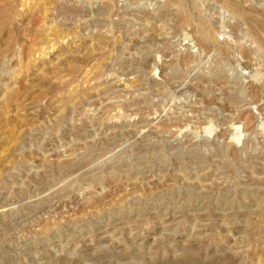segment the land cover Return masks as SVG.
I'll return each mask as SVG.
<instances>
[{
	"label": "rangeland",
	"instance_id": "1",
	"mask_svg": "<svg viewBox=\"0 0 264 264\" xmlns=\"http://www.w3.org/2000/svg\"><path fill=\"white\" fill-rule=\"evenodd\" d=\"M254 22L264 0H0V264H264Z\"/></svg>",
	"mask_w": 264,
	"mask_h": 264
},
{
	"label": "bare ground",
	"instance_id": "2",
	"mask_svg": "<svg viewBox=\"0 0 264 264\" xmlns=\"http://www.w3.org/2000/svg\"><path fill=\"white\" fill-rule=\"evenodd\" d=\"M178 2V1H177ZM243 3V2H242ZM241 3V4H242ZM173 5V4H172ZM246 5V4H245ZM231 10V9H230ZM233 11V10H232ZM235 12V11H234ZM185 13V12H184ZM231 13H233V12H231ZM188 21V20H187ZM250 21H252V20H250ZM248 22V21H247ZM253 22V21H252ZM254 23H256V25H253V24H251L250 25V29H255V30H253V31H255L254 33H255V35H257V36H260L261 35V33L263 32L264 33V27H263V25L262 26H260V23H258V22H254ZM235 28V27H234ZM243 30V29H242ZM241 31V30H240ZM216 34V33H215ZM257 38V37H256ZM206 39V38H205ZM264 40V39H263ZM261 43V42H260ZM259 44V43H258ZM262 45V44H261ZM32 53V52H31ZM35 55V54H34ZM34 58H36V57H34ZM91 69V68H90ZM89 73H91L90 71L89 72H87V75L89 74ZM85 74H86V72H85ZM84 74V75H85ZM92 74V73H91ZM91 74H89V75H91ZM86 75V76H87ZM96 77V76H95ZM132 87V86H131Z\"/></svg>",
	"mask_w": 264,
	"mask_h": 264
}]
</instances>
